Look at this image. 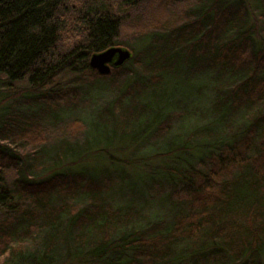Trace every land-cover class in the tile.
Returning a JSON list of instances; mask_svg holds the SVG:
<instances>
[{
  "label": "trees",
  "instance_id": "1",
  "mask_svg": "<svg viewBox=\"0 0 264 264\" xmlns=\"http://www.w3.org/2000/svg\"><path fill=\"white\" fill-rule=\"evenodd\" d=\"M259 20L264 0H0V264H264ZM111 46L132 57L101 74Z\"/></svg>",
  "mask_w": 264,
  "mask_h": 264
},
{
  "label": "water",
  "instance_id": "2",
  "mask_svg": "<svg viewBox=\"0 0 264 264\" xmlns=\"http://www.w3.org/2000/svg\"><path fill=\"white\" fill-rule=\"evenodd\" d=\"M132 57V51L123 46H111L103 51L92 54L90 64L101 74L111 72L113 66H121Z\"/></svg>",
  "mask_w": 264,
  "mask_h": 264
},
{
  "label": "rangeland",
  "instance_id": "3",
  "mask_svg": "<svg viewBox=\"0 0 264 264\" xmlns=\"http://www.w3.org/2000/svg\"><path fill=\"white\" fill-rule=\"evenodd\" d=\"M253 8V7H252ZM252 11H254V10H252ZM255 12V11H254ZM256 14V13H255ZM257 15V14H256ZM259 26H263L264 27V23H261L260 22V20H259V23H257ZM77 115V113H68V115L67 116H76ZM80 116L81 117H83V118H85L86 117V114H85V112H81L80 113ZM75 264V263H74Z\"/></svg>",
  "mask_w": 264,
  "mask_h": 264
}]
</instances>
